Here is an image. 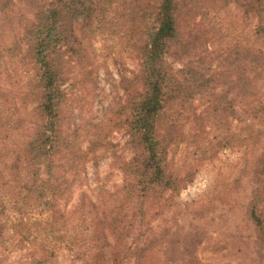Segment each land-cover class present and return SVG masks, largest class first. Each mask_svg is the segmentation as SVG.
Segmentation results:
<instances>
[{
    "label": "trees",
    "instance_id": "16d2710c",
    "mask_svg": "<svg viewBox=\"0 0 264 264\" xmlns=\"http://www.w3.org/2000/svg\"><path fill=\"white\" fill-rule=\"evenodd\" d=\"M18 2L31 8L34 18L10 47L0 44V264H61L65 246L83 264L155 260L172 228L161 225L158 200L167 192L166 200L179 195L192 175L169 173V147L191 116L188 105L197 95L215 98L225 79L224 72L206 67L209 57L225 56L237 68L235 87L231 81L222 108L218 99L208 100L214 113L220 108L236 112L242 122L239 133L226 134L222 142L229 146L235 137L237 144L247 145L256 137L254 121L264 124V0H0V17ZM230 3L256 16L254 35H241L228 49L198 51L206 37H233L210 17L216 6ZM138 19L142 24L136 27ZM124 26L143 38L137 47L141 89L125 87L128 97L121 107L135 155L123 165L125 184L113 201L100 208L82 200L66 211L62 201L66 205L74 186L82 185L83 166L97 145L91 141L83 150L67 130L64 85L71 64L83 66L89 58L92 33L110 37ZM169 58L182 67L175 69ZM9 62L17 64L14 70ZM27 66L33 71L29 80L14 86L18 67ZM234 88L239 112L228 97ZM193 143L196 160L205 159L208 150L196 134ZM254 173L251 217L264 231V153ZM77 214L79 225L70 222ZM21 250L13 261L11 255Z\"/></svg>",
    "mask_w": 264,
    "mask_h": 264
},
{
    "label": "rangeland",
    "instance_id": "374dc122",
    "mask_svg": "<svg viewBox=\"0 0 264 264\" xmlns=\"http://www.w3.org/2000/svg\"><path fill=\"white\" fill-rule=\"evenodd\" d=\"M221 7L216 6L210 12L211 20L229 29L233 37L220 41L206 37L198 51H205V47L210 52L228 49L230 42L237 38L239 41L241 35H254L258 20L252 12L247 14L236 3ZM33 18L32 9L22 2L1 15L0 44L10 47ZM141 24L138 19L134 26ZM120 31L117 35L109 34L110 37L92 33L88 40L89 58L83 66L76 61L71 64L70 78L64 85L67 130L75 135L74 140L83 150L91 146V141L97 145L83 166L82 185L74 186L66 205L62 201L66 211L74 210L82 200L97 202L99 207L113 201L125 184L123 165L135 155L136 148L124 125L121 107L127 102L125 87H130L131 92L141 89L137 78L141 71L137 47L143 43V38L128 33L126 26ZM169 61L175 69L182 67V62H176L174 58ZM182 61L188 60L183 58ZM227 62L225 56L214 54L205 63L210 71L224 72L222 77L225 79L217 86L215 96L222 103L221 108L231 81L235 87L237 73L235 65L230 66ZM16 65L9 62L8 68L14 70ZM22 68L18 67V76L13 77L15 82L17 80L16 87L23 86L33 73L31 66ZM236 94L234 88L228 97L234 100V111L239 112L242 109ZM215 98L196 96L188 105L190 118L180 127V136L169 147V173L182 177L192 171V175L181 184L179 195L166 200L167 192L158 200L165 215L159 217L165 221L161 225L172 227L171 238L160 248L155 260L147 264H264V231L256 227L251 217L253 191L257 185L254 171L264 153V124L254 121L256 137L247 145L240 146L235 137L229 146L225 145L222 142L224 136L228 133L237 135L242 122L236 112H223L219 107V112L214 113L208 100ZM195 134L198 142L208 150L206 158L200 161L194 155L197 149L193 143ZM159 218L155 219V224L162 227ZM71 219L72 224L79 225L78 214ZM22 253V250L13 253L11 259L18 260ZM58 259L61 264H83L82 260H76V252L66 246Z\"/></svg>",
    "mask_w": 264,
    "mask_h": 264
}]
</instances>
